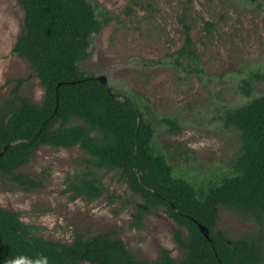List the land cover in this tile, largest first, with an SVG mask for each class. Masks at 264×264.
Here are the masks:
<instances>
[{"label":"rangeland","instance_id":"374dc122","mask_svg":"<svg viewBox=\"0 0 264 264\" xmlns=\"http://www.w3.org/2000/svg\"><path fill=\"white\" fill-rule=\"evenodd\" d=\"M88 1L111 21L94 38L79 70L104 76L115 93L136 101L154 126L153 153L164 156L175 176L202 185L230 175L240 138L224 124L223 114L264 96V0ZM23 17L16 0H0V99L21 79L20 94L39 103L43 90L38 79L12 51ZM183 19L191 26L202 76L188 74L185 61L183 70L174 63L183 43ZM243 81H251L249 97L241 89ZM163 119L173 121L179 133ZM89 160L78 147H39L19 172L40 186L24 191L0 177V208L18 212L35 236L53 242L109 233L122 239L138 260L154 261L161 248L180 258L183 251L173 237L177 226L164 208L144 215L140 227H131L143 199L129 190L119 171L97 172L104 186L99 198H71L68 184L91 167ZM216 230L236 239L256 226L218 208Z\"/></svg>","mask_w":264,"mask_h":264},{"label":"trees","instance_id":"16d2710c","mask_svg":"<svg viewBox=\"0 0 264 264\" xmlns=\"http://www.w3.org/2000/svg\"><path fill=\"white\" fill-rule=\"evenodd\" d=\"M16 2L24 17L12 51L29 63L43 96L32 103L20 94L23 81L16 79L9 95L0 99V177L30 191L40 184L19 170L39 147H78L90 157L91 167L70 180L71 198H99L104 186L97 172L117 170L143 199L131 227H140L144 215L164 208L177 226L173 237L183 254L175 259L161 248L154 261L138 260L122 239L109 233L53 242L35 236L18 212L0 208V264L20 258L30 264H264V96L224 111V124L240 138L231 173L194 185L175 176L162 154L153 153L154 126L136 101L78 68L111 17L88 0ZM181 23L184 38L174 63L183 70L185 61L188 74L202 76L191 26L185 19ZM241 89L249 97L251 81H243ZM161 122L179 133L173 121ZM218 208L253 221L256 230L231 239L216 230ZM197 224L208 229L210 242Z\"/></svg>","mask_w":264,"mask_h":264},{"label":"water","instance_id":"95a60500","mask_svg":"<svg viewBox=\"0 0 264 264\" xmlns=\"http://www.w3.org/2000/svg\"><path fill=\"white\" fill-rule=\"evenodd\" d=\"M96 79L101 84L107 85V79L104 76L96 77ZM137 119L139 121L140 117L138 116ZM11 145H12V143L8 144L5 148L10 147ZM197 226H198V229H199L200 233L204 236V238L207 239L210 242V237H209V231H208V229L206 227L200 225V224H197Z\"/></svg>","mask_w":264,"mask_h":264},{"label":"clouds","instance_id":"9594fccd","mask_svg":"<svg viewBox=\"0 0 264 264\" xmlns=\"http://www.w3.org/2000/svg\"><path fill=\"white\" fill-rule=\"evenodd\" d=\"M11 264H30V262L23 259V258H20V259L12 261ZM45 264H46V262H45Z\"/></svg>","mask_w":264,"mask_h":264}]
</instances>
